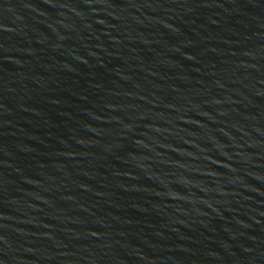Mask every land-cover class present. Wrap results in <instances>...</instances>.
Wrapping results in <instances>:
<instances>
[{
	"label": "water",
	"instance_id": "water-1",
	"mask_svg": "<svg viewBox=\"0 0 264 264\" xmlns=\"http://www.w3.org/2000/svg\"><path fill=\"white\" fill-rule=\"evenodd\" d=\"M0 264H264V0H0Z\"/></svg>",
	"mask_w": 264,
	"mask_h": 264
}]
</instances>
